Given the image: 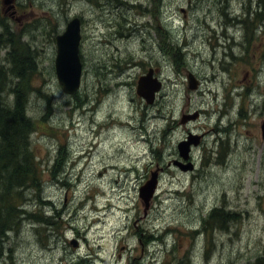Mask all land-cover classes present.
I'll use <instances>...</instances> for the list:
<instances>
[{
    "label": "rangeland",
    "instance_id": "rangeland-1",
    "mask_svg": "<svg viewBox=\"0 0 264 264\" xmlns=\"http://www.w3.org/2000/svg\"><path fill=\"white\" fill-rule=\"evenodd\" d=\"M1 1L25 34L44 16L54 36L69 18L80 20L81 78L72 94L54 76V36L33 30L41 65L51 62L41 74H51L44 88L53 97L31 141L42 195L58 215L49 206V225L22 221L6 243L14 263L264 264V22L242 14L253 1ZM165 23L184 54L179 62ZM148 69L160 82L151 102L135 92ZM28 99L27 114L40 119L43 99ZM190 135L201 139L184 159L177 144ZM56 163L52 178L46 170ZM152 174L144 209L138 188ZM214 205L240 216L213 232L205 253L203 236L189 232ZM162 229L164 243L153 237Z\"/></svg>",
    "mask_w": 264,
    "mask_h": 264
},
{
    "label": "trees",
    "instance_id": "trees-1",
    "mask_svg": "<svg viewBox=\"0 0 264 264\" xmlns=\"http://www.w3.org/2000/svg\"><path fill=\"white\" fill-rule=\"evenodd\" d=\"M252 1L255 7L244 8L243 17L245 21L250 17L252 22L257 21L261 24L264 22V0H247L249 3ZM1 4L2 1L0 2V51L3 48L4 54L0 52V264H15L11 249L10 247L7 249L6 243L13 234L19 232L22 221L28 219L39 225H49L50 219L58 215L56 208L42 195L43 170L36 159L31 141V134L39 130V124L40 127L45 125L41 120L49 114L53 97L44 88L45 79L51 74L46 78L41 74L51 68V62L48 66L41 65L39 53L41 47L38 49L32 41L33 30L43 34L48 27V31L43 36L48 35L53 42L56 29L55 24L44 16L43 20L39 19L42 22L40 26L36 19L31 33L25 34L22 29L15 30L4 14ZM237 15L233 18L234 22L239 21L236 19ZM50 16L53 19V15ZM163 26L170 34L169 38L175 50L173 54L179 62L184 58V54L179 51L181 47L173 41L172 27L170 28L166 23ZM244 39L245 42L248 40ZM185 44L183 40V45ZM238 45L243 43L239 42ZM45 49L46 47L43 46L42 51ZM32 95L40 96L46 105L45 113L40 119H32L27 114L28 98ZM57 166L56 163L46 170L52 178H55ZM30 205L33 209L28 210L27 206ZM49 206L52 207L53 216L43 213V208ZM238 215L240 216L236 212L226 211L222 205H214L206 211L205 217L199 220L197 229L191 230L189 234L191 237L203 236L206 253L212 248L213 232L224 229L226 231L228 222L236 223L239 219ZM141 233L139 231L137 235ZM167 233H169L167 229H162L160 234L153 237L161 240ZM162 243H164L163 239Z\"/></svg>",
    "mask_w": 264,
    "mask_h": 264
},
{
    "label": "water",
    "instance_id": "water-1",
    "mask_svg": "<svg viewBox=\"0 0 264 264\" xmlns=\"http://www.w3.org/2000/svg\"><path fill=\"white\" fill-rule=\"evenodd\" d=\"M80 43V20L78 17H71L65 22L61 32L54 36V57L53 72L56 82L60 85L61 91L65 94H72L79 88L81 78L82 64L79 56ZM188 78V87H195V82L191 76ZM160 82L156 78L151 79V69L146 74L140 75L136 82L135 92L143 97L146 102H151L154 93L159 89ZM196 112L182 116L181 120L193 118ZM196 135L187 136L185 140H181L177 144L179 155L187 158L189 144H196L193 138ZM179 164V163H178ZM189 165V166H188ZM182 166V168H191V165ZM179 167V165H178ZM156 181L154 175L143 186L138 188V195L144 205V209L148 206V200L155 191Z\"/></svg>",
    "mask_w": 264,
    "mask_h": 264
},
{
    "label": "flooded vegetation",
    "instance_id": "flooded-vegetation-1",
    "mask_svg": "<svg viewBox=\"0 0 264 264\" xmlns=\"http://www.w3.org/2000/svg\"><path fill=\"white\" fill-rule=\"evenodd\" d=\"M153 74H155L154 73V70L152 69L151 70V79H153L154 78V76H153ZM187 74H191V73H187ZM156 78V77H155ZM197 115V114H196ZM200 139H201V136L200 135H198V137H194L193 138V140H194V142H196V143H198L199 141H200ZM194 145L192 144V143H190L189 144V153H188V158L189 157H191V151H192V147H193ZM186 166L188 165V164H185ZM191 165V164H190ZM189 166V165H188ZM181 167V166H180Z\"/></svg>",
    "mask_w": 264,
    "mask_h": 264
},
{
    "label": "bare ground",
    "instance_id": "bare-ground-1",
    "mask_svg": "<svg viewBox=\"0 0 264 264\" xmlns=\"http://www.w3.org/2000/svg\"><path fill=\"white\" fill-rule=\"evenodd\" d=\"M143 10V9H142Z\"/></svg>",
    "mask_w": 264,
    "mask_h": 264
}]
</instances>
